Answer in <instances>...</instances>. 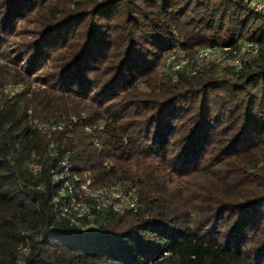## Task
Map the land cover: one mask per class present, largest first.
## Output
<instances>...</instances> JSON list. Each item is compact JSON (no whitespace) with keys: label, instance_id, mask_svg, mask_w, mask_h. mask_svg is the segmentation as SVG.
Instances as JSON below:
<instances>
[{"label":"trees","instance_id":"1","mask_svg":"<svg viewBox=\"0 0 264 264\" xmlns=\"http://www.w3.org/2000/svg\"><path fill=\"white\" fill-rule=\"evenodd\" d=\"M252 3L0 0V264H264V15ZM245 40L259 53L240 70L160 71L179 49ZM63 114L78 117L73 134L32 125ZM51 143L94 187L135 189L137 211L83 228L57 218Z\"/></svg>","mask_w":264,"mask_h":264},{"label":"built area","instance_id":"2","mask_svg":"<svg viewBox=\"0 0 264 264\" xmlns=\"http://www.w3.org/2000/svg\"><path fill=\"white\" fill-rule=\"evenodd\" d=\"M252 9L258 15H264V0H253ZM213 40V39H211ZM259 53L258 46L253 41H241L236 47L213 46L198 50L192 57H188L182 50L172 52L165 61L166 76L176 80L179 72H185L190 76H196L204 70L216 65L219 72L227 69L240 70L243 65L256 57ZM78 123V118L72 116L68 122L65 117L60 120H33L32 124L47 139L53 137V133L69 130ZM102 124L94 126L86 125L85 131L89 135L101 131ZM72 137L73 135H69ZM46 156L55 161L56 166L50 169L52 183L56 184V195L53 197L57 218H61L69 226L83 228L86 221H92L97 214L123 215L128 211L136 212L140 207V197L135 189L126 190L120 185L112 187H94L90 174L76 172L70 161L69 152H59L56 145L51 143ZM34 158V157H33ZM38 158L28 163V168L35 176L43 170ZM107 166V165H106ZM259 167H264V155L259 161ZM108 168V167H107ZM38 190H43L39 186ZM29 248H20L22 255H28Z\"/></svg>","mask_w":264,"mask_h":264},{"label":"rangeland","instance_id":"3","mask_svg":"<svg viewBox=\"0 0 264 264\" xmlns=\"http://www.w3.org/2000/svg\"><path fill=\"white\" fill-rule=\"evenodd\" d=\"M185 52V51H184ZM186 53V55L188 56V57H192L193 55H188L187 54V52H185ZM163 66H161V69H160V71L161 72H163V71H165V66H164V64H162ZM42 87L39 85V83H33V84H31V86H29V87H27V88H25L24 86H13V85H11V86H8L5 90H4V92H5V94L6 95H10V96H13V95H15V94H18V93H21V92H23V91H25L26 89H30V91H35V90H39V89H41ZM29 115H31V112H29ZM61 117L59 118V119H53V120H60L62 117H65V121L66 122H68V120H69V118L70 117H72V116H75V115H71V116H65L64 114L63 115H60ZM59 117V116H58ZM78 118V117H77ZM34 120H42V121H47V120H43V119H39V118H36V119H34ZM51 120V119H50ZM33 125V124H32ZM91 126V125H90ZM93 126V125H92ZM72 129V131H71V133L73 134V131H74V129L73 128H71ZM83 131H84V133L86 134V135H89L88 133H86V131H85V127H83ZM41 135H42V133H41ZM107 165V167H109V165L108 164H106Z\"/></svg>","mask_w":264,"mask_h":264}]
</instances>
